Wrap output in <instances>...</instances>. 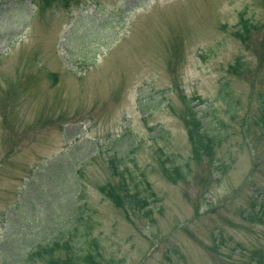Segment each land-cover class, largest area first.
Wrapping results in <instances>:
<instances>
[{
    "label": "rangeland",
    "instance_id": "rangeland-1",
    "mask_svg": "<svg viewBox=\"0 0 264 264\" xmlns=\"http://www.w3.org/2000/svg\"><path fill=\"white\" fill-rule=\"evenodd\" d=\"M65 241L264 264V0H0V264Z\"/></svg>",
    "mask_w": 264,
    "mask_h": 264
},
{
    "label": "trees",
    "instance_id": "trees-1",
    "mask_svg": "<svg viewBox=\"0 0 264 264\" xmlns=\"http://www.w3.org/2000/svg\"><path fill=\"white\" fill-rule=\"evenodd\" d=\"M204 143H202V149L201 150H204L206 151L208 149V147L211 146V142H213L212 139H208V142H205L203 141ZM210 143V144H208ZM108 197H112L113 200H115V198L113 196H110L108 194ZM116 202V200H115ZM59 244V242H58ZM58 244H55V247H46V248H42L43 249V253H49V252H53V251H56V250H60V249H63V248H66L68 249L67 250V256L65 258V260L63 261V264H80V263H85V264H98L97 261H96V257L95 255H92L90 252H83L81 255L77 254L74 252V247L72 244H68L66 243V241L64 243H60V244H64V245H60L58 246ZM38 254V253H36Z\"/></svg>",
    "mask_w": 264,
    "mask_h": 264
}]
</instances>
